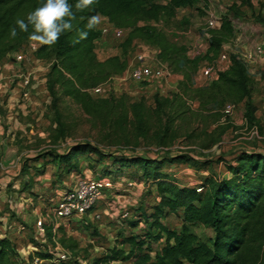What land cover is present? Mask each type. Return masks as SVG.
<instances>
[{
	"label": "rangeland",
	"instance_id": "rangeland-1",
	"mask_svg": "<svg viewBox=\"0 0 264 264\" xmlns=\"http://www.w3.org/2000/svg\"><path fill=\"white\" fill-rule=\"evenodd\" d=\"M153 1L166 4L165 0ZM210 1L200 0L198 10H180L174 20L154 25L163 30L175 44L185 46L191 59H204L195 78L196 87L206 85L213 79L203 77L208 68L215 69L213 75L225 70V64L219 62L221 54H227L230 63L232 55L239 56L249 71L253 102L257 107L254 121L246 118L244 104L235 105L232 115H226L223 111L194 114L199 104H190L193 111L188 112L184 119L177 120L165 139L166 144H160L165 118L162 109L157 106L156 98H172L178 91L180 80L176 78L177 75L170 72V75L153 83L149 89L131 80H122V77L111 83L117 95L128 97L130 105L143 103L142 123L147 135L140 137L133 126L129 127L127 134L94 127L80 107L68 99H61L54 108L46 85L51 64L35 57L34 48L41 45L39 39L25 46L33 53L25 64L18 67L13 65L19 53L0 62V73L7 77L5 81H0V87H3L0 92V116L7 121L12 116L17 121L14 126H3L6 132L12 127L10 131L15 137L5 139L7 150L0 153V163L5 168V172L0 168V239L7 234L16 245L27 247L31 244L42 254L51 253L56 247L55 243L60 244L59 236L55 239V234H49L46 230V235H39L35 228L37 217L34 212L40 211V215H44L51 211L58 198L81 181L89 178L107 179L110 186L100 205L91 212L101 211V219L88 215L78 223L55 220L52 223L54 233L59 230L54 229L55 225L66 227L67 238L77 244L74 252L80 264H94L106 256L110 246L121 248V243L131 234L146 231L145 222L135 231L129 228L132 221L139 219L141 207L149 213L157 203L156 191L151 187L153 180L145 183L144 174L137 169L115 166L113 161L118 157L145 156L162 163L168 159H180L175 164H164L163 173L170 175L180 186L205 188L207 185L204 194L217 179L233 178L229 167L237 165L236 161L242 154L254 153L264 157V12L261 11L264 0H248L250 6L243 0ZM212 12L222 20L229 19L232 22L234 36L230 42L222 45L216 59L209 60L206 56L212 33L207 22ZM100 24L95 23L97 30ZM122 43V40L100 38L96 46L98 58L104 61L122 56ZM127 53L132 67L138 64L137 57L142 55L152 67L168 69L167 65L159 62V51L143 43L135 42ZM250 56L251 60L248 59ZM225 67L228 69V66ZM14 72L18 78H14ZM164 109L168 110V107L165 105ZM133 117L134 114H131V119ZM85 144L95 147L107 157L101 161L100 156L90 150L75 154L72 166L76 165V168H73V172H68L64 165H57L48 157L49 151L65 153L73 145ZM130 182L135 185L134 191L127 189ZM140 182L144 187L138 193L142 184ZM30 199L33 200L32 204ZM104 201L110 206H106ZM132 202L136 204L134 208L129 205ZM27 205H31L27 218L29 215L33 218L25 221L22 217ZM112 211L117 215L114 216ZM126 214L128 218H125ZM162 223L169 230L180 231L183 226L179 214L169 215ZM11 225L17 229L11 230ZM193 231L205 243H210L214 238L213 231L204 226H194ZM163 247V240L153 241L152 256L161 253ZM125 249L128 250L129 246ZM30 250H24L25 254ZM238 255V264H264V210L256 215L252 231ZM12 259L16 262V255Z\"/></svg>",
	"mask_w": 264,
	"mask_h": 264
},
{
	"label": "trees",
	"instance_id": "trees-1",
	"mask_svg": "<svg viewBox=\"0 0 264 264\" xmlns=\"http://www.w3.org/2000/svg\"><path fill=\"white\" fill-rule=\"evenodd\" d=\"M243 1L250 6L248 0ZM165 2V5H161L153 0H0V62L21 52L31 41L39 39L41 45L35 57L51 64L46 85L54 108L65 98L80 107L96 128L126 133L133 126L140 137H145L143 103L130 105L128 97L117 95L113 87L101 95L94 93V89L111 85L115 79L125 75L130 67L128 49L135 42H140L157 49L159 62L167 65L171 73L181 77L178 91L172 98H156L157 106L162 109L165 118L160 144H166L165 139L173 124L193 111L190 104H199L194 114L221 113L228 104H244L246 118L254 121L257 107L253 102L249 71L239 56L232 55L227 70L217 72L208 84L196 87L195 78L204 59H191L185 46L175 44L163 30L154 25L174 20L180 10H198L200 0ZM261 11L264 12V5ZM99 16L107 18L117 29L126 31L127 35L122 40V56L104 61L98 58L96 46L102 34L96 29L95 23ZM210 32L212 37L206 58L213 60L220 55L222 45L231 41L234 29L232 22L224 19L219 30ZM137 85L149 89L153 83L142 82ZM165 105L168 110L164 109ZM131 114H134L132 119ZM86 150L99 155L101 161L107 157L89 144L73 145L65 153L49 151L48 157L57 165H64L68 172H73V168H76V165L72 166L73 155ZM179 160L168 159L162 163L145 156H122L113 161L120 168L137 169L144 174L145 183L153 180L151 187L156 191L157 203L149 213L141 207L139 219L132 221L129 228L135 231L145 222L146 231L131 234L121 243V248L114 246L94 264H238V254L252 231L253 221L264 210V157L254 153L242 154L236 161L237 165L229 167L233 178L217 179L210 184L205 194L207 185L205 188L180 186L170 175L163 173L164 164H175ZM143 187V183L139 189L136 187L138 193L142 192ZM73 189L65 191L55 204ZM127 189L134 191L128 186ZM172 214L182 216L180 231L169 230L162 223ZM197 225L213 231L214 238L210 243L203 242L193 231ZM57 229L54 233L53 225L45 226L47 233L55 234V239L59 236L60 244L55 243V246L60 245L77 258L74 252L77 244L67 238L62 225ZM160 240L164 241V247L161 253L153 257L152 242ZM20 245H16L8 235L0 239V264H27L24 252L27 248H31L29 253L35 251V255L42 259L55 257L56 247L51 253L42 254L31 244L27 247ZM127 245L128 250L125 249ZM13 255H16V262H13ZM29 260H33V255H30ZM79 262L73 260L63 264Z\"/></svg>",
	"mask_w": 264,
	"mask_h": 264
},
{
	"label": "built area",
	"instance_id": "built-area-1",
	"mask_svg": "<svg viewBox=\"0 0 264 264\" xmlns=\"http://www.w3.org/2000/svg\"><path fill=\"white\" fill-rule=\"evenodd\" d=\"M211 2L210 0H208ZM210 17L208 19L207 25L210 31L219 30L222 27L223 20L218 17V15L214 12L210 13ZM101 19V20H100ZM100 20V21H98ZM102 21V24L100 22ZM96 23H99V31L102 34L103 39H116V40H123L127 33L124 30L117 29L113 24L109 22V20L105 17L97 18ZM38 48H34V52H36ZM30 55H33L32 50L29 48H23L21 52L17 55L15 62L13 65L18 67L21 64H25ZM138 61L135 66L133 65L129 67L127 71V75L123 76L126 80H131L136 84L142 82H148L150 84L155 83L157 81L162 80L166 75H170V71L166 67H152L151 63L147 62L146 58L142 55L137 57ZM249 60L252 57H248ZM219 62L225 64V66L231 65L230 58L227 54H221L219 57ZM225 70L227 69L226 67ZM0 65V71H1ZM224 71V70H222ZM215 69L213 67L208 68L204 71V78L207 80L210 77H215L213 75ZM219 72V71H218ZM1 74V73H0ZM212 79V80H213ZM111 90L112 86L108 85L106 87H98L94 89L95 94H104L105 90ZM235 105L228 104L225 107L224 113L226 115H232L235 111ZM2 167L0 163V168ZM110 183L108 180H97L93 178L86 179L81 181L75 189L65 193L62 198L59 200L56 207H54L51 211H48L44 215H40L36 218L35 228L41 234L44 235L45 233V226L46 225H53V220L56 222H67V223H76L82 220L93 208H95L98 203L103 199L105 190L108 189ZM129 188H134V183L130 182L127 185ZM201 190L199 189L198 192ZM128 217V214L125 215V218ZM59 227V224L55 225L54 229L56 230ZM66 228V227H65ZM35 252V251H33ZM33 255V260L30 261L29 257ZM27 264H63V263H71L73 260H79L72 256V253L62 248L58 245L55 249V257L49 259H42L35 255V253H28L25 255Z\"/></svg>",
	"mask_w": 264,
	"mask_h": 264
},
{
	"label": "crops",
	"instance_id": "crops-1",
	"mask_svg": "<svg viewBox=\"0 0 264 264\" xmlns=\"http://www.w3.org/2000/svg\"><path fill=\"white\" fill-rule=\"evenodd\" d=\"M264 49V48H263ZM262 49V50H263ZM1 76H0V81H2V80H4L5 81V79L7 78L4 74V76L2 75V74H0ZM125 75H127V72L125 73ZM124 75V76H125ZM13 76H14V78H18V76L16 75V73L14 72L13 73ZM176 78L177 79H181V77H179V76H176ZM202 86V85H201ZM1 90H3V87H0V92H2ZM24 107V106H23ZM23 107H21V108H23ZM11 114V113H10ZM15 124H17V121L15 120V118H13L12 116H9V118H8V121L5 119V118H3L2 116H0V153L1 152H4V151H6L7 149H6V147L4 146V142H5V139H8V140H11V138H13L14 139V137H15V135H12V133H13V131H10V129L12 128V127H10L9 128V131L8 132H6V130H5V128L3 127L4 125H10V126H14ZM15 128V127H14ZM13 129V128H12ZM4 150V151H3ZM8 150H9V148H8ZM4 172H5V168L3 169V165H2V168H1ZM0 169V170H1ZM2 172V171H1ZM3 173V172H2ZM1 173V174H2ZM1 181H3V180H1ZM29 202H30V204H32V202H33V200H29ZM28 202V203H29ZM104 203L105 204H107L106 206H110L109 205V203L107 202L106 203V201H104ZM103 203V204H104ZM129 205L130 206H132L133 208L135 207V202H132V203H129ZM30 206L31 205H27V206H25V208H26V213L23 215V220H28L29 218H30V220L33 218V217H31V215H29L28 217L29 218H27V215H28V213H29V209H30ZM107 210V207H105V210L104 211H106ZM100 213H101V211H95L93 214H91V215H89V217L90 218H99V219H101V215H100ZM107 213V212H106ZM114 216L115 215H117V213H115V212H111ZM34 214L36 215V217H38L41 213H40V211H37V212H34ZM38 215V216H37ZM109 215V214H108ZM124 217V216H123ZM118 224H121L120 222H118ZM5 225H7L6 223H5ZM3 228V227H2ZM10 229L11 230H15V229H17V227H14V226H10ZM26 231V230H25ZM20 232H21V230H20ZM19 231L17 232V234L19 235V233H20ZM24 234H26V233H24ZM7 234H4V236H6ZM111 248H113V246H110L107 250H109V249H111Z\"/></svg>",
	"mask_w": 264,
	"mask_h": 264
}]
</instances>
